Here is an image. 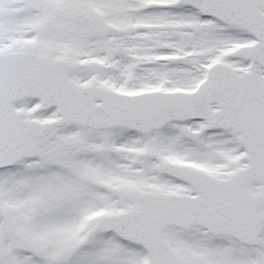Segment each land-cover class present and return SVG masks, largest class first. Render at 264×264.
<instances>
[{
    "label": "rangeland",
    "instance_id": "1",
    "mask_svg": "<svg viewBox=\"0 0 264 264\" xmlns=\"http://www.w3.org/2000/svg\"><path fill=\"white\" fill-rule=\"evenodd\" d=\"M32 1L0 0V53L33 50L37 37L45 39L44 48L50 56L68 57L73 48L77 51L72 54L74 60L80 58V61L87 60L81 59L82 56L98 55L91 45L102 42L113 64H121L136 55L184 54L208 48L214 52L208 57H189L148 69L145 71L148 74L136 72V65L125 62L104 82L94 67L88 73L80 69L79 73L71 74L79 83L92 81L132 92L147 84L154 87L159 80L172 88L188 89L198 84L204 68L214 60H222L238 71L248 69L247 61L231 57L229 51L243 42L250 43L253 37L202 17L180 0H40L45 5L43 8L53 11L55 17H65L63 21L60 19L63 25L56 22L53 27L42 22L47 13L32 7ZM82 8L100 17L102 28L98 38L95 32H90L86 39L85 21L79 15ZM13 9L19 14L11 17L7 11ZM142 23L146 24L145 30L133 29L135 24ZM145 75L152 79L149 83H144ZM37 105L36 101L27 100L19 108L24 110L26 118L38 121L57 116L56 109L38 113ZM201 125L192 127L198 135L189 140L183 139L181 130L177 135L172 134L177 145L191 149L187 153L168 154L165 141L173 137L168 131L160 132L161 142L156 151L165 160L185 162L200 169L205 168L204 163L227 160L231 164L230 159L234 161L240 153L245 155L238 134L228 130L205 134L208 132L200 130ZM148 139L133 136L127 130L97 133L73 126L42 147L35 160L22 161L20 166L0 171V226L4 222L12 228L2 244L1 264H148V255L137 244L119 241L110 233L98 236L92 233L98 215L135 206L133 194L139 188L178 193L189 190L165 178L160 169L143 158ZM76 143L82 153L79 157L68 148ZM126 143L139 146L134 159L114 157L107 149L108 145L115 148ZM163 232L181 263L190 264L189 255L198 254L192 252L195 239L204 235L196 229L182 232L173 228ZM227 251L230 257L236 256L233 249ZM209 261L216 264L212 259Z\"/></svg>",
    "mask_w": 264,
    "mask_h": 264
},
{
    "label": "water",
    "instance_id": "2",
    "mask_svg": "<svg viewBox=\"0 0 264 264\" xmlns=\"http://www.w3.org/2000/svg\"><path fill=\"white\" fill-rule=\"evenodd\" d=\"M203 16L242 28L256 42L232 51L237 58L250 61L249 71L238 75L219 62L209 67L207 77L194 91H145L122 94L106 87L76 85L64 75L73 66L65 59H52L30 51L0 53V168L17 164L23 157H34L36 150L55 132L76 124L104 130L116 126L140 132L157 129L169 120L204 119L208 129L234 128L241 133L248 166L236 171L229 180L164 163L170 176L184 180L198 190L192 196L140 190L135 199L140 207L97 218L93 230L112 231L128 242L144 247L150 264H179L162 229L188 230L194 225L212 235H230L255 244L263 229L264 192L252 193L246 184L264 185V13L258 0H182ZM11 16L17 10L9 11ZM145 26L137 25L141 30ZM204 55L205 53H197ZM165 57L176 61L195 56ZM40 99L39 110L57 107L60 117L49 122L24 121L12 103L20 98ZM216 102L218 110L210 111ZM190 136L191 131L184 130ZM150 154V153H148ZM7 235L11 228L1 226ZM2 236L0 237V244ZM2 250L0 248V257Z\"/></svg>",
    "mask_w": 264,
    "mask_h": 264
},
{
    "label": "flooded vegetation",
    "instance_id": "3",
    "mask_svg": "<svg viewBox=\"0 0 264 264\" xmlns=\"http://www.w3.org/2000/svg\"><path fill=\"white\" fill-rule=\"evenodd\" d=\"M32 1V0H31ZM33 5L32 7H34L35 9L38 8L39 10H42L43 12L45 11V8H43V6H45L43 3H41L40 0H34L32 1ZM258 2H260V6L262 8V10L264 11V0H258ZM33 8V9H34ZM88 10V9H87ZM88 13V14H87ZM79 15H81L85 21L84 26V32H85V37H87L86 39H89L88 36L90 35V32H95L96 38H98V35L101 33V28H102V21L100 20V17H98V14L96 12L93 11H88L85 12L82 8V11L79 13ZM91 17H89V16ZM86 16H88V18H86ZM63 18H65L64 16H56L54 17L53 15H48L46 14L44 17H42V22L48 25H51L53 27L52 24H57L63 25L61 24V20L63 21ZM61 19V20H60ZM89 32V33H88ZM88 33V34H87ZM93 34V33H91ZM40 35V34H39ZM92 39V38H91ZM44 40L45 39H40V38H36V47L32 50L33 52H37L41 55H49L48 51H45L44 48ZM100 41V40H99ZM46 46V45H45ZM91 48L95 50V52H98V55L96 54H92V55H88L87 58H84V56L81 57V59H87V60H83L80 61L78 60H74L76 58H73L75 56H73L72 54L77 52L76 49H71L69 51V53L71 54L70 56L68 55V57H65L66 59L73 61L76 65L73 67H69L66 68L64 70V75L67 76L68 79H71L73 81H76L77 83L78 80L74 79V77H72V73L73 72H77L78 70H82L83 73H88L89 71H91V68L94 67V71L95 73H98L100 76H103V82L109 79V76H111L113 73L112 72H117L119 67L118 65H121L125 62H130L129 64L135 66L136 72H140V73H144L145 71H148V69H155L158 68L162 65H166L169 62H160V61H155L156 56H148V55H144V56H133L132 58H130L128 61L122 62L121 64L118 62L116 64H113L111 59L107 58V53L104 52L105 50V45L102 42L97 43L96 45H91ZM81 50V49H80ZM209 50V53L207 56L212 55L214 52L213 50H211L210 48L206 49ZM50 56V55H49ZM57 56V55H54ZM155 61V62H152ZM133 71H134V67H133ZM207 72V69L204 68L203 74L202 76L198 79L199 81L202 80L205 77V74ZM79 73V72H77ZM144 74H148V73H144ZM147 75H145L144 79V83H149L152 79L146 77ZM116 81H120L118 79H115ZM159 83L152 87L149 86L147 84V86H143L141 90H145V89H162V90H167V89H174L172 87L169 86V84H167L165 81H159L157 80ZM82 84H91L94 83L91 81L88 83H83L80 82ZM79 83V84H80ZM96 84V83H94ZM98 85V84H96ZM103 85V84H102ZM180 88V87H177ZM176 88V89H177ZM188 89H192L188 88ZM185 89V90H188ZM29 99H22V100H18L15 104H14V108L16 110H21L22 111V117L26 118L24 115V110L19 108V104H23L24 102H26ZM33 101V100H32ZM212 110L216 109L215 105L211 106ZM202 124L201 125V129L205 130V132H208V130L206 129V123H204L203 120H189V121H170L168 122V124L164 127L158 128L156 130L153 131H147V133H133L130 132V134H132L133 136L138 135L139 137H142L143 139H147V149H145L144 154L142 155L144 159H146V161H150L151 164H154V166L157 169L162 170L161 168V164L163 162H170L168 160L163 159L164 157H162V155H160L159 152H157V148L159 147L160 144V140H159V134L161 131H168V134L170 133L172 137L171 140H166L165 141V145L166 143L168 144L166 147V151L168 152V154H170L171 156H175V155H180V154H184L187 153L188 151H190L191 149H187V147L185 148L184 146L182 147V145H177L175 143V141L177 140V138L174 137V135H177L179 133V131L181 130V134H183V129L187 128V129H192V127H194L197 124ZM193 130V129H192ZM125 131V130H123ZM128 131V130H127ZM193 134L190 137L184 136L183 139L185 140H189L190 138L195 137L198 134H195V130H193ZM213 131H221L220 129H211V132ZM62 132V131H61ZM97 133H104V132H108V131H94ZM230 132V131H229ZM232 132V131H231ZM59 134L58 133L54 136V139H56ZM174 134V135H172ZM205 134H211V133H205ZM158 138V139H157ZM53 139V140H54ZM170 139V138H169ZM239 143V142H238ZM174 144V145H173ZM240 147L242 148L241 144L239 143ZM139 147V146H138ZM136 145L134 143H126V144H120L118 145V147H113V146H107V149L109 151H112L114 153V157L119 156L122 157L124 159H126L127 157L129 158H133L135 156L134 151L137 150ZM65 148V146H64ZM72 153H75L76 155L81 156V150H80V145L78 143H76V145H72L68 147ZM42 148L38 149L37 152V156L36 158L40 155V150ZM193 150V149H192ZM148 151H153L155 156H151L148 155L147 153ZM116 153V154H115ZM36 158L33 159H28V160H21L22 161H30V160H35ZM231 164L227 161V160H223L222 162L217 163L216 161L210 162L209 164L204 163L203 166H205V168H197L194 166H188L186 165V163H177V162H173L175 164H177L178 166H186L189 168H196L201 172L207 173L209 176H215L217 179L220 180H227L230 179L235 173V171H237L238 169H242L245 167L244 164V155L240 153V156L238 158H236L234 161L233 159H230ZM172 162V161H171ZM168 178V177H167ZM170 180L172 179L173 181H176L173 178H169ZM177 183L184 185L186 188H188V191H182L181 193L187 194V195H195L197 190L195 188H191V186H189L186 183L183 182H179L176 181ZM249 187H259L262 188L261 185H256V184H249ZM261 189H257L255 190V192L260 191ZM254 191V190H253ZM4 223V222H3ZM264 228V226H263ZM198 230L200 231L201 236L200 238H196L195 239V243L193 246L192 252H196L198 254L196 255H189V259L187 260L190 264H198L202 261L207 260V262H210L209 259L214 260V262H216V264H264V229L262 230V232L259 235L258 238V242L254 245L251 244H246L242 241H237L234 240L233 238H231L230 236H213L211 234H209L207 232V230H204L203 228L200 227H194L191 230ZM1 232V229H0ZM12 232V230H11ZM10 235V234H9ZM7 235L6 237H3V241L2 244L5 242L6 238L9 236ZM231 249H233V251L235 252L236 256H232L230 257V255L228 254V251H231ZM185 253V251H184ZM3 254H4V250H3ZM2 254V257H3ZM215 256V257H214ZM2 257L0 258V264L2 263ZM184 264V263H183ZM186 264V263H185ZM209 264H212V262H210Z\"/></svg>",
    "mask_w": 264,
    "mask_h": 264
}]
</instances>
